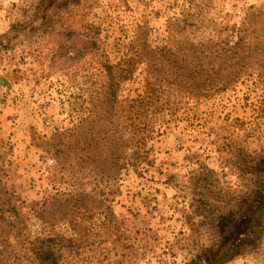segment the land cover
<instances>
[{"label": "rangeland", "instance_id": "obj_1", "mask_svg": "<svg viewBox=\"0 0 264 264\" xmlns=\"http://www.w3.org/2000/svg\"><path fill=\"white\" fill-rule=\"evenodd\" d=\"M54 3L0 45V264H37L30 242L58 264L217 248L215 225L264 186V0ZM34 4L0 0V38ZM257 207L252 243L219 264H264Z\"/></svg>", "mask_w": 264, "mask_h": 264}, {"label": "trees", "instance_id": "obj_2", "mask_svg": "<svg viewBox=\"0 0 264 264\" xmlns=\"http://www.w3.org/2000/svg\"><path fill=\"white\" fill-rule=\"evenodd\" d=\"M70 2H74V0H69ZM55 0H33L34 7H32V11H31V17L29 18L30 20L18 25L17 27H14L10 32H8L6 35L2 36V38H0V45L3 47L7 46V40H11L14 37H17L18 40L22 41L23 39H27L28 37H25L24 35H28L29 31H32L35 27V21L39 19V21L41 22L40 26H43L42 20L44 18V13L48 11V9H51L54 6ZM46 26H51L52 25V21H45ZM36 29V28H35ZM50 30L48 31L47 35L49 34ZM65 48L64 46L61 47V50L63 51ZM237 57L234 58V62L236 61ZM107 69V71L109 72V74L111 73V70H113L111 67H105ZM215 72V70L213 71V73ZM3 80V79H1ZM8 84V81L5 83V85ZM109 85H107L106 87V99L107 101H105L106 103V109L104 110V115L105 119H108L112 116L113 114V105H114V92L112 90L109 91L108 90ZM137 128H139V126H137ZM261 165V164H259ZM257 165V166H259ZM262 175L264 176V164H262ZM213 186H211V188L208 189V191L211 192V190ZM217 186L215 185V188ZM264 191V186H258L257 184V190L255 191L256 196L255 198V202L250 201L249 199L247 200V202L245 201V206H243L241 209H239L238 212H233L229 215L230 216V220L225 224V225H219L216 226L215 225V230L218 232L219 234V244L217 246V248L212 247L209 250H207L206 252H204L203 254H199L197 255L194 259L191 260V262H187V264H219V263H225L227 261L232 260L233 258H237V251L240 250L242 247H244L243 242L247 241L246 239H248V241H251V237L256 236L257 234H255V232H253L252 227L254 226L255 223V219L253 217L250 216V211L256 210V215H258L262 209H258V200L259 197H261V199L264 197L263 194ZM251 195V194H250ZM249 195V196H250ZM250 198V197H249ZM250 206V207H249ZM249 207V208H248ZM237 215L239 217H237ZM223 219V218H222ZM5 223H8L7 220L0 218V240L3 239L4 235H5V230L2 229V225H4ZM244 224V231L242 233H240L239 231H236V226H240ZM3 242V244L5 245V248H9L10 245L8 244V242L6 241H1ZM46 244L40 243V242H30L27 244L26 246V252L28 254H30L36 261L37 264H58L57 262H55V258L53 257L52 253L49 251H46Z\"/></svg>", "mask_w": 264, "mask_h": 264}, {"label": "built area", "instance_id": "obj_3", "mask_svg": "<svg viewBox=\"0 0 264 264\" xmlns=\"http://www.w3.org/2000/svg\"><path fill=\"white\" fill-rule=\"evenodd\" d=\"M167 253L170 252L169 250L166 251Z\"/></svg>", "mask_w": 264, "mask_h": 264}]
</instances>
